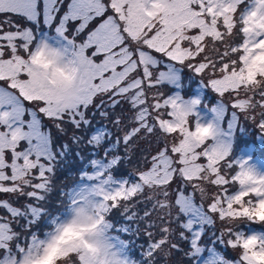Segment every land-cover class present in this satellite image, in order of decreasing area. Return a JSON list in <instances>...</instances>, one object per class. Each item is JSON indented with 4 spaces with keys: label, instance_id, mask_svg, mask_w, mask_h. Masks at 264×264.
<instances>
[{
    "label": "snow or ice",
    "instance_id": "obj_1",
    "mask_svg": "<svg viewBox=\"0 0 264 264\" xmlns=\"http://www.w3.org/2000/svg\"><path fill=\"white\" fill-rule=\"evenodd\" d=\"M249 128L264 0H0V264H264Z\"/></svg>",
    "mask_w": 264,
    "mask_h": 264
},
{
    "label": "rangeland",
    "instance_id": "obj_2",
    "mask_svg": "<svg viewBox=\"0 0 264 264\" xmlns=\"http://www.w3.org/2000/svg\"><path fill=\"white\" fill-rule=\"evenodd\" d=\"M191 88L192 89H195L196 88V84L195 83L191 84ZM69 135H71V131H69ZM258 135L259 134H258V132L256 130L249 128L248 133L245 136V139H247L249 141H253V140H256V137ZM256 147L258 149V152H260V150H259L260 149V146H259V141L258 140H256ZM261 158H264V155H263V157L261 156ZM74 164H75V162H70L69 169H66L63 172H61V173L58 174V178H57V183L58 184H60L62 181L65 180L64 179L65 176H68V174L70 175L72 173V171L74 172V170H73L74 169ZM54 199H55V197L53 198V200Z\"/></svg>",
    "mask_w": 264,
    "mask_h": 264
},
{
    "label": "trees",
    "instance_id": "obj_3",
    "mask_svg": "<svg viewBox=\"0 0 264 264\" xmlns=\"http://www.w3.org/2000/svg\"><path fill=\"white\" fill-rule=\"evenodd\" d=\"M73 175H74V172L72 171V173L70 175L68 174V176L64 177L65 180L63 179L64 181H62L61 183H71ZM54 201H55V199H54Z\"/></svg>",
    "mask_w": 264,
    "mask_h": 264
}]
</instances>
